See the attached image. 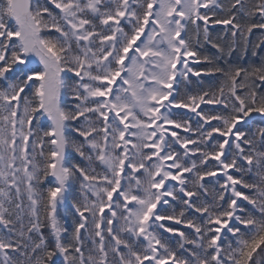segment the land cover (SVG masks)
Listing matches in <instances>:
<instances>
[{
  "label": "snow or ice",
  "instance_id": "1",
  "mask_svg": "<svg viewBox=\"0 0 264 264\" xmlns=\"http://www.w3.org/2000/svg\"><path fill=\"white\" fill-rule=\"evenodd\" d=\"M261 51L264 0H0V264H264Z\"/></svg>",
  "mask_w": 264,
  "mask_h": 264
},
{
  "label": "trees",
  "instance_id": "2",
  "mask_svg": "<svg viewBox=\"0 0 264 264\" xmlns=\"http://www.w3.org/2000/svg\"><path fill=\"white\" fill-rule=\"evenodd\" d=\"M223 27L222 25H216L213 29H212V32H213V35H217V34H220L222 33L223 31ZM258 30H254V35H253V39L256 38V36H258ZM199 51L202 53V54H207V55H210V56H215L216 55V50L213 49L210 45H207V44H204L202 48L199 49ZM239 56V52L237 53H234L233 55V58H232V62H236V58ZM264 59V51H261L259 53V55L255 58L251 57V54L249 53V56L244 58L242 61H239L240 63H242L244 66H248L249 64H259L261 62V60ZM218 63L221 64V66H224V61L223 60H220L218 61ZM206 65L204 64H201L199 65V67H205ZM197 79H202L203 81V84L201 85L202 88H218L219 87V84L221 82V77L217 74L215 76H204L202 75L201 78H197V77H192V80L195 82ZM201 108L204 109L206 112H208L209 110L211 109H219L220 106L219 105H205V104H202L201 105ZM200 109H198L199 111ZM176 111H181V112H187L186 109H181V110H176ZM189 115H193L192 113H189ZM259 123V121H257ZM213 123H216L215 121H213ZM181 134L183 135H186L185 133L182 132V130H178ZM187 175V174H186ZM219 175V174H218ZM247 178V177H246ZM214 178H206V181L207 180H213ZM209 187H211V185H209ZM246 194L249 193V190L247 189H244L243 190ZM239 203V201H238ZM246 204V202H245ZM249 208H251V206L249 205L248 206ZM70 223V221H69ZM171 223V222H169ZM178 227H181L183 228L184 226L183 225H180ZM186 231H190L188 229H184ZM262 247H264V245H262ZM260 250L257 249V253L259 252ZM256 256V254L254 253V257Z\"/></svg>",
  "mask_w": 264,
  "mask_h": 264
}]
</instances>
